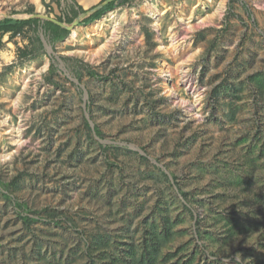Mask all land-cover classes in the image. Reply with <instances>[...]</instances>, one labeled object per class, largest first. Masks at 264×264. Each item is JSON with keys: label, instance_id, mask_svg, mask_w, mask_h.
I'll use <instances>...</instances> for the list:
<instances>
[{"label": "rangeland", "instance_id": "1", "mask_svg": "<svg viewBox=\"0 0 264 264\" xmlns=\"http://www.w3.org/2000/svg\"><path fill=\"white\" fill-rule=\"evenodd\" d=\"M105 1L0 0V20ZM0 264H264V0L2 35Z\"/></svg>", "mask_w": 264, "mask_h": 264}, {"label": "trees", "instance_id": "2", "mask_svg": "<svg viewBox=\"0 0 264 264\" xmlns=\"http://www.w3.org/2000/svg\"><path fill=\"white\" fill-rule=\"evenodd\" d=\"M125 0H113L107 4H105L101 9L93 13L91 16L85 18L82 23H89L95 19L100 18L105 12L114 9L118 2H123ZM72 16L67 18L66 20L68 22H72L75 17L79 15L81 12H85L86 10L82 6H78V8H74ZM60 20H64L63 18H60ZM31 25L34 29H37L39 26H41L45 33L48 36L49 41L54 45L57 41L64 39L69 30L65 27H62L58 23L49 20V19H41L40 17H31L28 19H16L12 17H6L0 20V49L2 47V35L5 33H10L11 35H15L18 33H21L23 29L27 26ZM54 63L52 67L54 68ZM91 75H96V72L93 70H89ZM99 132V130H97ZM21 206L20 203H17ZM26 220L31 219L30 216L26 215L23 216Z\"/></svg>", "mask_w": 264, "mask_h": 264}, {"label": "water", "instance_id": "3", "mask_svg": "<svg viewBox=\"0 0 264 264\" xmlns=\"http://www.w3.org/2000/svg\"><path fill=\"white\" fill-rule=\"evenodd\" d=\"M113 0H107L105 2H103L102 4L98 5V6H95L93 8H90L89 10H86L85 12H81L77 18L73 21L72 24H68V23H64L62 21H59V20H54L52 18H49V17H45L46 19H49V20H52L56 23H58L59 25H61L62 27H65L67 28L68 30L69 29H72L74 26H77L80 24L81 21H83L85 18L91 16L93 13H95L96 11H98L99 9H101L105 4L111 2ZM31 17H37L36 15H32L28 18H31ZM39 17V16H38ZM12 18H15L14 16ZM28 18H23V19H28ZM16 19H21V18H16Z\"/></svg>", "mask_w": 264, "mask_h": 264}, {"label": "bare ground", "instance_id": "4", "mask_svg": "<svg viewBox=\"0 0 264 264\" xmlns=\"http://www.w3.org/2000/svg\"><path fill=\"white\" fill-rule=\"evenodd\" d=\"M99 23V22H98ZM76 34V32L73 33V36Z\"/></svg>", "mask_w": 264, "mask_h": 264}]
</instances>
